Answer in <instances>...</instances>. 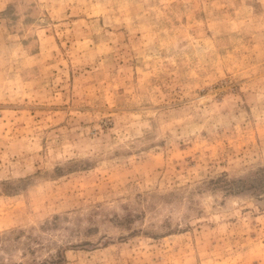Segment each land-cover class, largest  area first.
Masks as SVG:
<instances>
[{
  "label": "rangeland",
  "instance_id": "374dc122",
  "mask_svg": "<svg viewBox=\"0 0 264 264\" xmlns=\"http://www.w3.org/2000/svg\"><path fill=\"white\" fill-rule=\"evenodd\" d=\"M0 264H264V0H0Z\"/></svg>",
  "mask_w": 264,
  "mask_h": 264
}]
</instances>
